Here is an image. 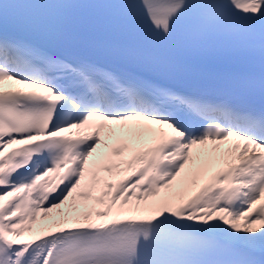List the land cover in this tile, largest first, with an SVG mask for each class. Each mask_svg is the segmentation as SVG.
<instances>
[{
	"label": "snow or ice",
	"instance_id": "obj_1",
	"mask_svg": "<svg viewBox=\"0 0 264 264\" xmlns=\"http://www.w3.org/2000/svg\"><path fill=\"white\" fill-rule=\"evenodd\" d=\"M0 264H264V0H2Z\"/></svg>",
	"mask_w": 264,
	"mask_h": 264
},
{
	"label": "bare ground",
	"instance_id": "obj_2",
	"mask_svg": "<svg viewBox=\"0 0 264 264\" xmlns=\"http://www.w3.org/2000/svg\"><path fill=\"white\" fill-rule=\"evenodd\" d=\"M103 175V174H102Z\"/></svg>",
	"mask_w": 264,
	"mask_h": 264
}]
</instances>
